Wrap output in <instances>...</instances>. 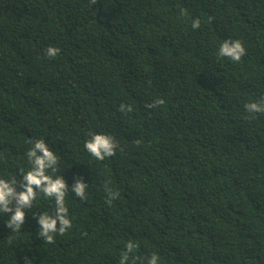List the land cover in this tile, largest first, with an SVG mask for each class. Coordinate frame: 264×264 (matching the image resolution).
<instances>
[{"label": "trees", "instance_id": "16d2710c", "mask_svg": "<svg viewBox=\"0 0 264 264\" xmlns=\"http://www.w3.org/2000/svg\"><path fill=\"white\" fill-rule=\"evenodd\" d=\"M237 39L239 62L218 55ZM251 102H264V0H0V177L20 181L43 139L73 225L40 237L37 217L56 207L42 193L18 232L0 213V264H119L130 240L137 264H264V113ZM93 133L116 154L93 157Z\"/></svg>", "mask_w": 264, "mask_h": 264}, {"label": "clouds", "instance_id": "9594fccd", "mask_svg": "<svg viewBox=\"0 0 264 264\" xmlns=\"http://www.w3.org/2000/svg\"><path fill=\"white\" fill-rule=\"evenodd\" d=\"M97 0H91V5L96 4ZM200 20L194 19L192 28L198 29ZM60 49L56 47H48L46 55L49 58H54L59 55ZM246 54V49L240 40H225L218 49L220 57H226L233 62H239ZM164 104L162 98H157L150 108H156ZM245 109L248 113H264V102H251L245 104ZM131 106L121 105L120 111H131ZM85 149L97 160H104L106 157H111L116 154L118 141L107 134L93 133L91 138L85 142ZM26 156L31 164L30 170L23 173L22 179L17 181L16 177L2 178L0 177V213L9 214L6 222L7 227L13 232L20 231L25 222V209H30L33 202L36 200L39 193L44 197L55 200L54 214H40L37 217V222L40 226L39 235L51 244L55 242L57 234L64 235L72 228V220L69 217V210L65 204V196L68 193L69 186L62 176L53 177L49 174L51 169L55 172L59 162L58 156L51 150L43 139L35 140L32 147L27 151ZM19 184L20 190H17ZM88 185L82 179H77L72 185L71 191L76 197L84 200L87 198L86 189ZM105 191L109 197L108 203L117 198L119 193L114 191L108 184H105ZM139 245L135 241H128L126 251L121 255L119 264H137L140 257L135 255ZM159 257L157 254H152L148 259L147 264H158ZM25 264H32L30 260H25ZM142 264V261H141Z\"/></svg>", "mask_w": 264, "mask_h": 264}]
</instances>
